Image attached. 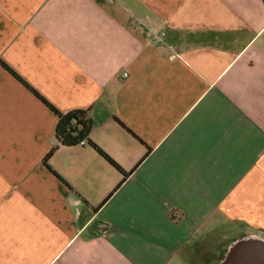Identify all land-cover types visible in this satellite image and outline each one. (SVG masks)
I'll list each match as a JSON object with an SVG mask.
<instances>
[{
	"label": "crops",
	"instance_id": "0c3cea01",
	"mask_svg": "<svg viewBox=\"0 0 264 264\" xmlns=\"http://www.w3.org/2000/svg\"><path fill=\"white\" fill-rule=\"evenodd\" d=\"M44 100L89 110L124 182L59 145ZM246 234L264 239V0H0V264H219Z\"/></svg>",
	"mask_w": 264,
	"mask_h": 264
},
{
	"label": "trees",
	"instance_id": "16d2710c",
	"mask_svg": "<svg viewBox=\"0 0 264 264\" xmlns=\"http://www.w3.org/2000/svg\"><path fill=\"white\" fill-rule=\"evenodd\" d=\"M18 78L19 76L13 72ZM45 101V100H44ZM45 103L57 114L58 123L56 127V138L59 145L62 146H78V145H89L95 149L100 155H102L107 161L113 166L123 172L124 179L131 174L130 172H124L120 166L107 154L105 153L92 139L91 133L93 130V120L89 110L75 109L66 113H62L51 106L45 101ZM121 125L127 128L122 122L117 120ZM58 147V146H57ZM57 147L53 148L51 152L45 158V164L48 165V160ZM122 182V183H123Z\"/></svg>",
	"mask_w": 264,
	"mask_h": 264
},
{
	"label": "water",
	"instance_id": "95a60500",
	"mask_svg": "<svg viewBox=\"0 0 264 264\" xmlns=\"http://www.w3.org/2000/svg\"><path fill=\"white\" fill-rule=\"evenodd\" d=\"M263 250V238L254 234H246L235 238L231 242L225 257L219 262V264H225L226 260L230 258V255L233 253L238 254V256H246L249 258L264 257V254L262 253Z\"/></svg>",
	"mask_w": 264,
	"mask_h": 264
},
{
	"label": "flooded vegetation",
	"instance_id": "af4514ba",
	"mask_svg": "<svg viewBox=\"0 0 264 264\" xmlns=\"http://www.w3.org/2000/svg\"><path fill=\"white\" fill-rule=\"evenodd\" d=\"M262 253L264 254V250ZM225 264H264V257L249 258L246 256H238V254L233 253L230 255V258L226 260Z\"/></svg>",
	"mask_w": 264,
	"mask_h": 264
},
{
	"label": "built area",
	"instance_id": "2783aa9c",
	"mask_svg": "<svg viewBox=\"0 0 264 264\" xmlns=\"http://www.w3.org/2000/svg\"><path fill=\"white\" fill-rule=\"evenodd\" d=\"M127 75V74H126Z\"/></svg>",
	"mask_w": 264,
	"mask_h": 264
}]
</instances>
